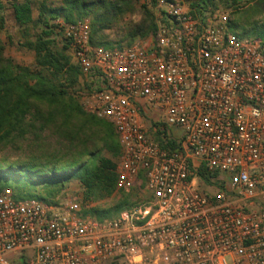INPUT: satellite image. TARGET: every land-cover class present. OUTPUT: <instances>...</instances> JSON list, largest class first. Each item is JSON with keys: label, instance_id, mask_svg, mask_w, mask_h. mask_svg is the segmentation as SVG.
Instances as JSON below:
<instances>
[{"label": "built area", "instance_id": "obj_1", "mask_svg": "<svg viewBox=\"0 0 264 264\" xmlns=\"http://www.w3.org/2000/svg\"><path fill=\"white\" fill-rule=\"evenodd\" d=\"M149 43L105 48L88 19L63 25L91 90L87 113L116 128L118 190L143 172L116 216L0 192V264H264V52L226 14L158 0ZM204 167L211 183L199 175Z\"/></svg>", "mask_w": 264, "mask_h": 264}, {"label": "trees", "instance_id": "obj_2", "mask_svg": "<svg viewBox=\"0 0 264 264\" xmlns=\"http://www.w3.org/2000/svg\"><path fill=\"white\" fill-rule=\"evenodd\" d=\"M133 1L0 0V33L6 30L8 3L18 28L19 45L34 53L35 59L34 68L15 64L4 57L0 42V150L23 149L27 141H33L31 148L36 150L15 160L0 154V192L9 188L16 199L58 204L69 196V185L77 182L83 194L82 214L98 219L114 217L134 204V198L142 200L137 193L143 191V172L130 192L117 188L120 180L117 159L122 148L116 128L110 121L83 108L81 93L90 91L91 83L83 79L79 67L72 63L71 42L58 22L69 24L88 19L91 42L115 48L104 33L123 10L132 7ZM221 1L225 6L234 7V16L245 15L240 17L245 26L230 18L228 28L240 30L243 36L251 34L264 52V23L251 26L248 15L251 12L239 8L241 0ZM218 3L217 0H189V7L193 13H201L217 9ZM142 7L145 22L128 33L129 43L137 34H157L153 10L158 7V0H151L152 10L147 5ZM119 43L117 48H124ZM45 135L56 140V144L46 143ZM199 175L206 183L215 177L204 167ZM17 261L28 264L24 254L16 258L15 264Z\"/></svg>", "mask_w": 264, "mask_h": 264}, {"label": "rangeland", "instance_id": "obj_3", "mask_svg": "<svg viewBox=\"0 0 264 264\" xmlns=\"http://www.w3.org/2000/svg\"><path fill=\"white\" fill-rule=\"evenodd\" d=\"M181 1L185 3L186 5H189V0H181ZM217 2H219L218 7L217 9L215 8L212 9L213 13L226 14L228 20H230V18L231 20H237L241 26H245V24H243V21L240 18L242 16H245L244 14L234 16L232 14V12L234 11L233 6H225V4L221 0H217ZM131 5L132 7L123 10V13H121V15L117 18V20L113 23V25L110 28H108L104 33L107 39L110 42L114 43L115 48L118 47L117 43L119 42H121L122 45L125 47V46H129L130 44L137 43V42H140L143 44L149 43L154 38V35L137 34L136 38L134 39L132 43H129L127 41L128 33L142 26L145 22L146 15H145V10L143 9L142 6L147 5L149 10H152L151 0H134ZM238 5H239V8L243 9V11L251 12V14H248L250 17L249 22L251 26H253L256 23L258 24L264 23V0H261V1L241 0L238 3ZM134 11L140 12L143 14L144 19L140 24H133L130 21H128L125 17L126 13H130ZM153 11H154V16L157 20V24L159 27L160 24L163 23V20L161 19V14L158 8H156ZM5 14H6V30L5 32L0 33V42L4 47V57L8 60L13 61L15 64L34 68L35 66L34 53L20 47L18 28L14 22V19L12 16V10L8 3H6ZM237 33H240V30L239 31L237 30ZM251 36H252L251 34L246 35V37H251ZM69 55L72 58V63L75 64L70 50H69ZM82 82L85 83V80H82ZM43 140L48 144H52V145L56 144V140L48 139V135H45V137H43ZM33 144H35L33 141H27L24 143L23 149L22 148L19 149L16 147L3 148L2 150H0V154L1 156L15 160L18 157H21L23 155H30L33 152H35L36 150H33V148H31ZM37 144H40V140L37 141ZM73 183H77V182H72L71 184ZM71 184L69 185V188H68L69 196L71 198H78L79 196H81V201H82L83 194H82L81 186L79 185V183L78 185L77 184L71 185ZM137 196L141 199H146L148 197L145 193H143V191L138 192ZM133 201L137 202L139 201V199L134 198ZM31 256H32L31 253H27L26 259L29 260ZM16 263L19 264L18 261Z\"/></svg>", "mask_w": 264, "mask_h": 264}, {"label": "clouds", "instance_id": "obj_4", "mask_svg": "<svg viewBox=\"0 0 264 264\" xmlns=\"http://www.w3.org/2000/svg\"><path fill=\"white\" fill-rule=\"evenodd\" d=\"M125 17L128 21H130L133 24H140L144 17L143 14L140 12H130V13H126Z\"/></svg>", "mask_w": 264, "mask_h": 264}, {"label": "crops", "instance_id": "obj_5", "mask_svg": "<svg viewBox=\"0 0 264 264\" xmlns=\"http://www.w3.org/2000/svg\"><path fill=\"white\" fill-rule=\"evenodd\" d=\"M74 184H75V185H76V184L78 185V183H73V184H71V185H74ZM79 185H80V184H79Z\"/></svg>", "mask_w": 264, "mask_h": 264}]
</instances>
